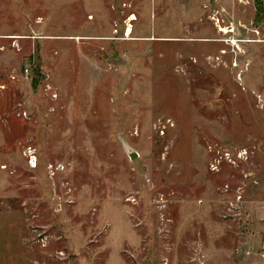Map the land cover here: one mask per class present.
I'll list each match as a JSON object with an SVG mask.
<instances>
[{
    "label": "rangeland",
    "instance_id": "rangeland-1",
    "mask_svg": "<svg viewBox=\"0 0 264 264\" xmlns=\"http://www.w3.org/2000/svg\"><path fill=\"white\" fill-rule=\"evenodd\" d=\"M0 35V264H264L256 0H0Z\"/></svg>",
    "mask_w": 264,
    "mask_h": 264
},
{
    "label": "crops",
    "instance_id": "crops-1",
    "mask_svg": "<svg viewBox=\"0 0 264 264\" xmlns=\"http://www.w3.org/2000/svg\"><path fill=\"white\" fill-rule=\"evenodd\" d=\"M1 43H2V39H1V35H0V50L1 51H3L4 49H3V46L1 45ZM5 71H4V69H3V67L0 65V89H2L4 86H3V82L5 81V73H4ZM4 167V164H2V168Z\"/></svg>",
    "mask_w": 264,
    "mask_h": 264
},
{
    "label": "trees",
    "instance_id": "trees-1",
    "mask_svg": "<svg viewBox=\"0 0 264 264\" xmlns=\"http://www.w3.org/2000/svg\"><path fill=\"white\" fill-rule=\"evenodd\" d=\"M258 15L260 16L264 12L263 2L261 0H256Z\"/></svg>",
    "mask_w": 264,
    "mask_h": 264
},
{
    "label": "water",
    "instance_id": "water-1",
    "mask_svg": "<svg viewBox=\"0 0 264 264\" xmlns=\"http://www.w3.org/2000/svg\"><path fill=\"white\" fill-rule=\"evenodd\" d=\"M127 149H128V147H127ZM127 151H128V153H129V155L131 156L132 159L138 158L139 154L136 151L132 152L129 149Z\"/></svg>",
    "mask_w": 264,
    "mask_h": 264
},
{
    "label": "built area",
    "instance_id": "built-area-1",
    "mask_svg": "<svg viewBox=\"0 0 264 264\" xmlns=\"http://www.w3.org/2000/svg\"><path fill=\"white\" fill-rule=\"evenodd\" d=\"M26 71L28 72L29 69H27ZM31 165H32L33 167H36L35 165H37V162H36V161H32Z\"/></svg>",
    "mask_w": 264,
    "mask_h": 264
},
{
    "label": "bare ground",
    "instance_id": "bare-ground-1",
    "mask_svg": "<svg viewBox=\"0 0 264 264\" xmlns=\"http://www.w3.org/2000/svg\"><path fill=\"white\" fill-rule=\"evenodd\" d=\"M133 18L135 19V16H134ZM132 31H133V29L130 27V28L128 29V34L130 35V34L132 33Z\"/></svg>",
    "mask_w": 264,
    "mask_h": 264
}]
</instances>
